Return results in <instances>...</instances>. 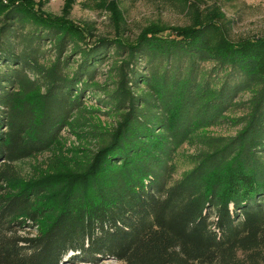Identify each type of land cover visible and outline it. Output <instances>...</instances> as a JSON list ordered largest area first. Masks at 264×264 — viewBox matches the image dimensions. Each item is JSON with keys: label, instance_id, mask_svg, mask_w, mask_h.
<instances>
[{"label": "trees", "instance_id": "obj_1", "mask_svg": "<svg viewBox=\"0 0 264 264\" xmlns=\"http://www.w3.org/2000/svg\"><path fill=\"white\" fill-rule=\"evenodd\" d=\"M124 30L97 36L0 0V264H264V37L233 41L203 15ZM87 94L112 120L89 133L93 148L20 182L16 164L49 149ZM222 124L237 130L201 137L174 179L179 148ZM29 221L39 230L26 237Z\"/></svg>", "mask_w": 264, "mask_h": 264}, {"label": "rangeland", "instance_id": "obj_2", "mask_svg": "<svg viewBox=\"0 0 264 264\" xmlns=\"http://www.w3.org/2000/svg\"><path fill=\"white\" fill-rule=\"evenodd\" d=\"M7 2V0H3ZM36 7L53 15L66 17L74 24L94 28L97 36L113 37L118 27H124L122 38L134 39L146 27L151 25L166 28L182 27L190 24L198 15L213 18L221 26L225 24L229 37L233 41L243 38L264 37V0H31ZM194 5L190 15L184 8ZM190 5V6H191ZM112 61L104 64L98 73V83L111 82L109 70ZM210 67L211 64H205ZM244 94L240 100H245ZM84 110L72 116L71 126L65 128L59 139L47 150L37 153L16 164L20 170V182L23 184L46 182L52 172L72 164L85 149L93 148L96 141L91 139V131L98 126H109L111 118L105 115L106 108L99 106L88 94ZM242 109H232L227 114L238 116ZM237 127L228 124L203 129L197 136L182 145L174 157V179H179L192 167L193 155L206 148L201 137L234 134ZM16 184L2 183L12 188ZM7 190V189H6ZM38 226L29 221L22 235L29 237L38 234ZM69 255L64 258L67 260ZM65 264L68 261H65ZM92 264V263H79ZM98 264H122L115 259H107Z\"/></svg>", "mask_w": 264, "mask_h": 264}]
</instances>
